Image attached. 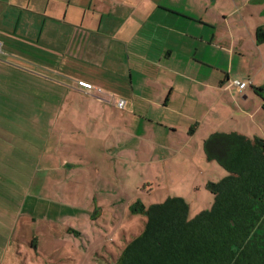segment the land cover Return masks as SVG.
Instances as JSON below:
<instances>
[{
	"label": "crops",
	"instance_id": "1",
	"mask_svg": "<svg viewBox=\"0 0 264 264\" xmlns=\"http://www.w3.org/2000/svg\"><path fill=\"white\" fill-rule=\"evenodd\" d=\"M247 78L252 83L246 88L234 84ZM80 79L95 89L78 86ZM40 85L52 123L45 129L55 131L57 140L52 146L50 137L45 140L47 165L36 200L32 169L19 174L17 138L0 141V264H20L19 258L30 255L19 232L29 230L32 240H23L39 251L45 205L59 200L77 210L76 193L59 187L72 175L87 178L98 194L115 196L113 178L129 175L122 164L105 170L101 154L107 162L140 164L151 189L145 192L152 195L166 190L154 185L164 171L167 178L178 177L169 169L176 172L178 159L186 156L189 169L206 176L194 163L209 159L203 152L210 134L233 121L235 111L248 114L239 95L247 101L249 87L264 96V0H0V92L27 98ZM0 111L18 114L9 99L1 102V93ZM88 135L95 144L100 138L101 152L91 142L87 147ZM20 153L26 155V148ZM22 177L31 181L22 185L28 194L20 205ZM186 178L192 181L191 173ZM82 210L98 222L99 210L93 216Z\"/></svg>",
	"mask_w": 264,
	"mask_h": 264
},
{
	"label": "rangeland",
	"instance_id": "2",
	"mask_svg": "<svg viewBox=\"0 0 264 264\" xmlns=\"http://www.w3.org/2000/svg\"><path fill=\"white\" fill-rule=\"evenodd\" d=\"M35 91L34 96L27 98L25 96L17 98L12 91L7 93L8 96L6 90L0 92L1 102L6 103L9 99L11 106H15L18 111V114L15 115L17 123L15 122L14 113L0 111V141L9 143L11 139L16 137L19 151L22 152L26 148V155H21L19 152L18 164L19 167L22 166L19 174H25L26 170L29 173L32 169L34 200L40 196L36 185L42 179L41 177L45 175V171L42 169L44 166L46 168L47 165L42 158L46 146L45 140L50 137V146L53 144L52 141L55 144L57 140L55 131L50 130L49 132L45 129L48 123L49 126L52 124L46 120L51 115L47 116L45 114V90L40 85V87L35 88ZM247 93H249L247 101L241 97L243 94L239 95V100H243V103L246 102L245 105L249 110L248 116L242 112L245 110L235 111L233 121L227 122L222 129L217 131L219 133L224 130L232 133L238 132V134L243 133L254 142L259 139L264 140V96L257 94L253 87H249ZM254 110L256 111L254 112L255 116L252 117L251 114ZM212 135L210 134V136ZM88 139L87 147L90 146V142L92 143V149L96 150H99L97 148L103 145L99 137L96 144L89 135ZM201 143L203 142L201 141ZM2 149L8 151L9 147L3 146ZM239 149H234V153L237 154ZM50 150H52V147ZM203 153L207 154L205 151ZM61 155L65 156L62 152ZM12 156L10 155V158ZM99 158V163L103 162V165L104 163L108 165V167L104 165L105 170H115L113 168L116 164H122L123 169L128 172V178H113V187H116L114 188L115 196L98 194L92 187V182L86 180L87 178L72 175L70 182L62 183L59 187H67V191L76 193L80 203V205H75L77 210L74 211L72 208L70 211L68 209L71 206L74 207V205H58L61 203L59 200L55 201L57 205H45V235L42 236L43 233L39 232V235L42 236L40 237L39 251L34 248L31 250V245H27V242L23 240L25 237L29 241L32 240L33 235L29 230L24 233L19 232L23 249L25 251V244L30 255L19 258L18 263L41 264L38 261L40 259L44 264H115L129 243L142 233L149 220L148 215L143 211H135L137 208H141L140 205H135L138 198L141 199L143 206L148 208L153 204L164 202L167 198L181 197L189 204V216L193 217L202 210L210 209L214 205L215 194L208 183H216L227 174L226 168L216 159L200 157L195 161L194 166L197 169L199 166L202 167V171L206 176H198V173L189 169L191 163L188 161L191 157L186 156L181 160L178 159L182 162L180 163L181 167H177L176 172H172L171 168L169 169L171 177L174 174L178 177L167 178L164 171L160 177L161 180L156 179L157 182L154 185L156 189L163 190L166 188V190L159 191L157 195H152L151 192L150 194L145 192V190H151L150 185L147 183L149 179L141 177V172H138L141 165L136 164L135 160L129 159L126 162L122 158L120 160L115 158L113 161L107 162L102 154L99 155ZM178 160L176 159V161ZM4 161H6L5 158L1 162L3 166ZM50 164L51 166L55 165L53 162ZM240 164H244V162L240 161ZM1 168L3 169V167ZM229 168L231 167L229 166ZM189 173L192 175V181L186 178ZM245 173H250V171ZM30 181L31 178L29 177L18 178L17 198L20 205H23L25 195L28 194V190L23 191L22 185ZM116 181L121 182L123 187L119 188ZM105 182L106 179L100 181L101 187L104 186ZM109 185L112 186V184ZM42 196L44 195L42 194ZM114 197L117 199L123 198L126 201L115 205V202L111 201V198ZM46 201L48 202V200H44L45 203H47ZM63 206L66 207V211L61 210ZM84 208L91 211L90 215L92 216L99 210L98 222L87 220L82 210ZM74 212H76L75 216L72 215Z\"/></svg>",
	"mask_w": 264,
	"mask_h": 264
},
{
	"label": "trees",
	"instance_id": "3",
	"mask_svg": "<svg viewBox=\"0 0 264 264\" xmlns=\"http://www.w3.org/2000/svg\"><path fill=\"white\" fill-rule=\"evenodd\" d=\"M205 150L227 170L220 181L208 183L214 205L190 217L181 197L148 208L137 200L141 208L135 211L149 220L115 264H264V222L254 223L264 220V199H258L264 196V140L215 133Z\"/></svg>",
	"mask_w": 264,
	"mask_h": 264
},
{
	"label": "built area",
	"instance_id": "4",
	"mask_svg": "<svg viewBox=\"0 0 264 264\" xmlns=\"http://www.w3.org/2000/svg\"><path fill=\"white\" fill-rule=\"evenodd\" d=\"M252 83V80L250 78H247V79H244V80H241V79H236L234 81V84L239 87L240 89H243V88H246L247 86H249L250 84ZM77 84L78 86L82 87L83 89L91 92L95 89L94 85L87 81V80H83V79H80L77 81ZM124 105V101L121 100L119 102V106L122 107Z\"/></svg>",
	"mask_w": 264,
	"mask_h": 264
},
{
	"label": "flooded vegetation",
	"instance_id": "5",
	"mask_svg": "<svg viewBox=\"0 0 264 264\" xmlns=\"http://www.w3.org/2000/svg\"><path fill=\"white\" fill-rule=\"evenodd\" d=\"M258 199H259V200H262V199H264V196H263V197L259 196ZM262 222H264V220H263L262 218L259 219V220L256 219V220L254 221V223H256V224H259V223H262Z\"/></svg>",
	"mask_w": 264,
	"mask_h": 264
}]
</instances>
